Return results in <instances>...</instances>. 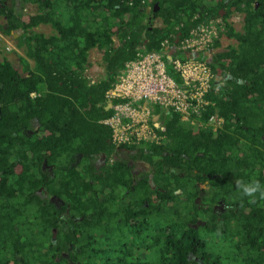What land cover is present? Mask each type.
Masks as SVG:
<instances>
[{
	"label": "trees",
	"instance_id": "obj_1",
	"mask_svg": "<svg viewBox=\"0 0 264 264\" xmlns=\"http://www.w3.org/2000/svg\"><path fill=\"white\" fill-rule=\"evenodd\" d=\"M27 5L35 13L24 12ZM229 7L245 11L243 32L221 18L222 35L237 45L213 53L217 81L209 104L193 114L201 124L222 118V126L190 125L154 107L166 140L116 148L101 121L117 103L106 93L125 63L165 41L175 46ZM0 18V33L19 31L24 48L21 74L0 61V264H264V199H241L234 183L264 185V0H0ZM219 47L217 40L212 49ZM92 49L104 70L94 81ZM101 154L105 166L96 170L90 160ZM129 159L149 172L133 182ZM203 173L208 191L233 207L221 224L209 208L212 221L194 228L204 219L195 201ZM41 187L64 204L41 199Z\"/></svg>",
	"mask_w": 264,
	"mask_h": 264
},
{
	"label": "built area",
	"instance_id": "obj_2",
	"mask_svg": "<svg viewBox=\"0 0 264 264\" xmlns=\"http://www.w3.org/2000/svg\"><path fill=\"white\" fill-rule=\"evenodd\" d=\"M221 31L220 20H203L183 39H177L175 46L165 41L161 51L147 52L125 63L117 82L106 93L108 100L117 103H111L112 114L101 121L110 129L116 148L159 145L166 140L157 132L163 123L155 127L154 107L172 111L190 125L210 126L213 131L222 126L223 119L214 115L206 124L193 117L209 104L206 95L217 81L207 60ZM172 49L178 55L173 57Z\"/></svg>",
	"mask_w": 264,
	"mask_h": 264
},
{
	"label": "flooded vegetation",
	"instance_id": "obj_3",
	"mask_svg": "<svg viewBox=\"0 0 264 264\" xmlns=\"http://www.w3.org/2000/svg\"><path fill=\"white\" fill-rule=\"evenodd\" d=\"M225 4H227L228 2L225 1L224 2ZM253 7L254 8H258L259 7V3L257 1H254L253 3ZM241 6V5H240ZM243 8H245L244 5H242ZM236 17V19L238 20V26H236V20H229L232 16ZM245 11H238L236 9V7H229L225 10H220L219 12V18H216V19H208V20H204V21H209V20H220L221 22V26H222V31L220 32L219 34V40L220 41L221 39H227L225 38V36L222 35V32L224 30V26H223V21H222V17H225L226 21L233 27L234 31L235 32H239V33H242L243 32V27H244V22H245ZM203 21V20H202ZM238 27V28H237ZM227 40H231L232 41V45H229V46H236L237 45V42L235 39H227ZM228 46V47H229ZM20 69H22V67L20 66ZM129 153V152H128ZM135 155L136 152H132V153H129L127 154V152H120L119 156L120 157H127L128 155ZM102 155L105 156V154H101V155H95L91 158L90 160V164L93 165L94 169L96 170H99L100 168H102L103 166H105V158L102 159ZM79 160H77L75 163H78ZM75 165V164H74ZM128 166H131V173H132V180L134 182V179L136 178L135 176H138L140 173H143V172H149L150 170V167L148 164H146L145 162L143 161H140V160H132V159H129L128 160ZM53 168L54 166L53 165H48L46 164L45 162L42 164V169L43 171H45L46 173H48V175L50 176H53ZM151 176V175H150ZM135 177V178H134ZM202 178H203V181L198 184V195L195 199L197 205H198V208L199 210H201L202 212V217L204 219H200L198 220L197 224L200 223V226H206V223H207V220L208 221H212L211 219H206V216H208L209 214L207 213L208 212V209L210 208L211 212L213 214H215V220L214 222H220V224L222 223L223 221V218L222 216L226 213L227 210H230L232 209L233 205H230L228 204L225 200H224V194H222L221 191H216V192H211V191H208V184H209V181H208V175L206 174H202ZM149 183H151V181H149ZM37 194L41 197V199H47L49 200L50 202H53L55 204H59V205H63L64 202L63 200H60L59 198H56L55 196L51 195L50 193H48L47 191H45V188L44 187H41L39 188V190H37ZM210 196H212V202L209 203V199ZM229 197L226 198V200L228 199ZM238 209L235 210V212H237ZM60 219H63L64 220V225L67 227L68 224H69V219L72 220V218L70 217L68 211H65L63 213H61V215L59 216ZM206 219V220H205Z\"/></svg>",
	"mask_w": 264,
	"mask_h": 264
},
{
	"label": "rangeland",
	"instance_id": "obj_4",
	"mask_svg": "<svg viewBox=\"0 0 264 264\" xmlns=\"http://www.w3.org/2000/svg\"><path fill=\"white\" fill-rule=\"evenodd\" d=\"M36 8L35 6L32 5H27L26 8L24 9V12L27 13H35ZM236 20V26H238V20L236 19L235 15L232 16L229 20ZM3 23V19L0 18V24ZM155 26H160L161 25V21L159 19H157L154 22ZM238 28V27H237ZM35 30H38L35 29ZM40 32H44L45 34H52L53 30L50 26H46V27H40L39 28ZM19 35V31L16 33H13V35L11 36H4L3 34L0 33V61L3 59H7L9 61H11L14 65L15 68L20 69V62H19V58L24 56L23 54V50L24 48L22 47H18L16 45V39ZM232 41L231 40H227L224 39L221 43H220V47L216 50V51H224L227 49V47L229 45H232ZM215 51V52H216ZM90 62H91V70L89 69L87 72V75L90 79H95V78H101L104 76V70L103 67L101 65V55L99 54V52L97 50H93V54L90 58Z\"/></svg>",
	"mask_w": 264,
	"mask_h": 264
},
{
	"label": "clouds",
	"instance_id": "obj_5",
	"mask_svg": "<svg viewBox=\"0 0 264 264\" xmlns=\"http://www.w3.org/2000/svg\"><path fill=\"white\" fill-rule=\"evenodd\" d=\"M234 183L236 189L240 193L241 199L246 197L250 203H255L257 198L264 199V185H262L259 180L252 179L244 181L242 179H237ZM178 192L179 190L177 189L173 194H177Z\"/></svg>",
	"mask_w": 264,
	"mask_h": 264
},
{
	"label": "crops",
	"instance_id": "obj_6",
	"mask_svg": "<svg viewBox=\"0 0 264 264\" xmlns=\"http://www.w3.org/2000/svg\"><path fill=\"white\" fill-rule=\"evenodd\" d=\"M41 28L42 27H46V26H40ZM39 27V28H40ZM39 28H38V32H40V30H39ZM41 33H44V32H41ZM45 34V33H44ZM51 34V33H50ZM50 34H45V35H50ZM224 40V38L223 39H221L219 42L221 43L222 41ZM93 50L94 49H92L90 52H89V61H90V58H91V56H92V54H93ZM96 50V49H95ZM217 49H212L211 51H210V55H209V57H208V63L211 65V62H212V55H213V53H215V51H216ZM217 52V51H216ZM92 68H90V70H91ZM89 70V69H88ZM88 70H87V72H88ZM95 79H92V81H94ZM166 112H168L167 110H165ZM154 114V113H153ZM156 119V120H155ZM154 123L155 124H158V123H160V125H161V123H163L162 122V120H161V118L159 117V115H156V114H154ZM157 128V127H156Z\"/></svg>",
	"mask_w": 264,
	"mask_h": 264
},
{
	"label": "water",
	"instance_id": "obj_7",
	"mask_svg": "<svg viewBox=\"0 0 264 264\" xmlns=\"http://www.w3.org/2000/svg\"><path fill=\"white\" fill-rule=\"evenodd\" d=\"M156 7H157V5H156ZM175 43H177V40L175 41ZM172 52H173V50L170 52V54H171ZM167 59L169 60V59H170V56H168ZM19 73H20V74L22 73V69H19ZM25 76H26V74H25ZM110 108H111V103L108 104V109H110ZM155 120H156V119H155ZM155 127H158V124H155ZM104 158H105V156L102 155V159H104ZM198 225H200V223L194 225L193 227L196 228Z\"/></svg>",
	"mask_w": 264,
	"mask_h": 264
}]
</instances>
